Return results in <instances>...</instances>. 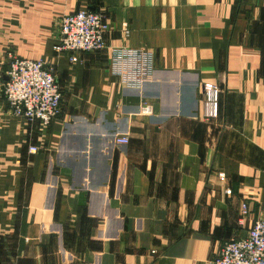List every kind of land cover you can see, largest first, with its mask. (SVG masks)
Masks as SVG:
<instances>
[{
  "label": "crops",
  "instance_id": "crops-1",
  "mask_svg": "<svg viewBox=\"0 0 264 264\" xmlns=\"http://www.w3.org/2000/svg\"><path fill=\"white\" fill-rule=\"evenodd\" d=\"M78 10L105 16V51H54ZM10 48L54 70L48 126L9 110ZM116 48L145 52L141 90L111 76ZM261 219L264 0H0V264H211Z\"/></svg>",
  "mask_w": 264,
  "mask_h": 264
},
{
  "label": "built area",
  "instance_id": "built-area-1",
  "mask_svg": "<svg viewBox=\"0 0 264 264\" xmlns=\"http://www.w3.org/2000/svg\"><path fill=\"white\" fill-rule=\"evenodd\" d=\"M107 32L108 25L102 13L78 10L60 18L59 37L53 49L57 53H101L107 49ZM6 59L8 70L1 89L10 112L28 124L48 126L61 113V91L54 70L41 59H22L11 53H7ZM70 61L76 62L77 59L72 55ZM109 72L123 88L132 90H141L151 77L145 52L127 48L110 50ZM199 94L203 118L217 119L219 89L205 83ZM116 141L126 144L128 139L121 137ZM36 151L37 147H29L30 153ZM218 176L221 181L225 180L223 173ZM230 193L225 191L226 195ZM247 215L248 207L243 202L238 223L242 224ZM211 264H264V220L253 221L245 238L222 245Z\"/></svg>",
  "mask_w": 264,
  "mask_h": 264
},
{
  "label": "rangeland",
  "instance_id": "rangeland-1",
  "mask_svg": "<svg viewBox=\"0 0 264 264\" xmlns=\"http://www.w3.org/2000/svg\"><path fill=\"white\" fill-rule=\"evenodd\" d=\"M59 23H60V19H58V20H56L55 22H54V27L56 28V26H57V28L59 27ZM7 53H11L12 55H16V53H15V51L12 49V48H10L8 51H7ZM7 53H6V55H7Z\"/></svg>",
  "mask_w": 264,
  "mask_h": 264
},
{
  "label": "water",
  "instance_id": "water-1",
  "mask_svg": "<svg viewBox=\"0 0 264 264\" xmlns=\"http://www.w3.org/2000/svg\"><path fill=\"white\" fill-rule=\"evenodd\" d=\"M6 80V79H5Z\"/></svg>",
  "mask_w": 264,
  "mask_h": 264
}]
</instances>
